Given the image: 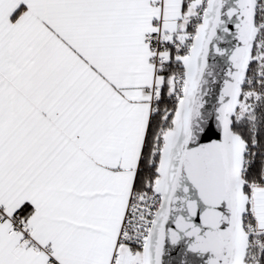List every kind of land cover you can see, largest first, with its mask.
Instances as JSON below:
<instances>
[{
  "label": "snow or ice",
  "instance_id": "6c2138e0",
  "mask_svg": "<svg viewBox=\"0 0 264 264\" xmlns=\"http://www.w3.org/2000/svg\"><path fill=\"white\" fill-rule=\"evenodd\" d=\"M0 264H264V0H0Z\"/></svg>",
  "mask_w": 264,
  "mask_h": 264
}]
</instances>
